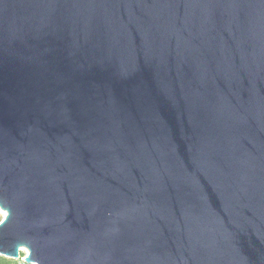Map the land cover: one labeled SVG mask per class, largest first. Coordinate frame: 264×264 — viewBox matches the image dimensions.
I'll return each mask as SVG.
<instances>
[{"label":"water","instance_id":"1","mask_svg":"<svg viewBox=\"0 0 264 264\" xmlns=\"http://www.w3.org/2000/svg\"><path fill=\"white\" fill-rule=\"evenodd\" d=\"M0 256L264 264V0H0Z\"/></svg>","mask_w":264,"mask_h":264},{"label":"trees","instance_id":"2","mask_svg":"<svg viewBox=\"0 0 264 264\" xmlns=\"http://www.w3.org/2000/svg\"><path fill=\"white\" fill-rule=\"evenodd\" d=\"M1 222V221H0ZM25 257L23 253H21V258ZM0 264H26L22 261V259L19 260H11L0 256Z\"/></svg>","mask_w":264,"mask_h":264},{"label":"rangeland","instance_id":"3","mask_svg":"<svg viewBox=\"0 0 264 264\" xmlns=\"http://www.w3.org/2000/svg\"><path fill=\"white\" fill-rule=\"evenodd\" d=\"M5 216H6V214L4 215V214L0 211V221H2V220L5 218ZM22 253L24 254V256L27 255V251H23ZM23 258H24V257H23ZM23 258H22V259H23Z\"/></svg>","mask_w":264,"mask_h":264},{"label":"bare ground","instance_id":"4","mask_svg":"<svg viewBox=\"0 0 264 264\" xmlns=\"http://www.w3.org/2000/svg\"><path fill=\"white\" fill-rule=\"evenodd\" d=\"M1 211V210H0ZM4 215H5V212L1 211Z\"/></svg>","mask_w":264,"mask_h":264}]
</instances>
